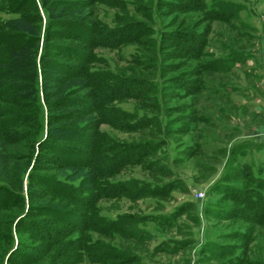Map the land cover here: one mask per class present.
<instances>
[{"label": "rangeland", "instance_id": "rangeland-1", "mask_svg": "<svg viewBox=\"0 0 264 264\" xmlns=\"http://www.w3.org/2000/svg\"><path fill=\"white\" fill-rule=\"evenodd\" d=\"M99 7L107 25L128 23L129 31L144 34L142 42L98 46L95 67L108 66L118 79L157 83L153 95H122L112 102L151 124L128 132L104 122L100 136L156 146L108 178L132 181L125 192L93 202L95 212L107 218H142L125 227L142 234L102 229L88 230V236L135 256L138 264H264V224L235 213L239 192L256 190L249 177L264 178V0H123L122 6ZM177 29L195 34L184 44L190 50L168 45H178L175 37L157 49L154 38ZM137 183L161 194H136Z\"/></svg>", "mask_w": 264, "mask_h": 264}, {"label": "trees", "instance_id": "trees-1", "mask_svg": "<svg viewBox=\"0 0 264 264\" xmlns=\"http://www.w3.org/2000/svg\"><path fill=\"white\" fill-rule=\"evenodd\" d=\"M103 3L122 6L123 0H0L5 15L0 16V264H138L135 256L87 234L102 229L127 237L142 234L137 227L125 231L142 218H107L95 212L93 202L125 192L132 181L108 178L140 162L143 155L135 154L156 146L147 141L114 143L100 136L104 122L121 124L128 132L151 124L116 110L112 102L122 95H153L157 87L139 78L118 79L108 66L95 67L98 46L142 42L144 34L129 31L128 23L107 25L100 16ZM168 34L154 38L157 49L173 37L178 45H168L185 48L195 36L178 29ZM249 174L247 169L243 178ZM249 178L256 190L239 192L235 213L264 224L259 190H264V178ZM134 189L136 194H161L144 183ZM74 230L78 233L70 235Z\"/></svg>", "mask_w": 264, "mask_h": 264}, {"label": "built area", "instance_id": "built-area-1", "mask_svg": "<svg viewBox=\"0 0 264 264\" xmlns=\"http://www.w3.org/2000/svg\"><path fill=\"white\" fill-rule=\"evenodd\" d=\"M197 196H198V198H200V197L203 196V193L200 191V192L197 193Z\"/></svg>", "mask_w": 264, "mask_h": 264}]
</instances>
